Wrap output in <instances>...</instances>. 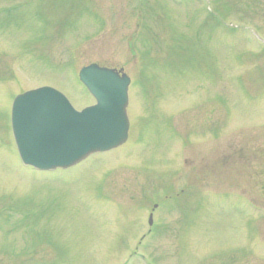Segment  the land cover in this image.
Returning <instances> with one entry per match:
<instances>
[{"label":"rangeland","instance_id":"1","mask_svg":"<svg viewBox=\"0 0 264 264\" xmlns=\"http://www.w3.org/2000/svg\"><path fill=\"white\" fill-rule=\"evenodd\" d=\"M91 62L130 78L127 140L24 166L12 98L81 109ZM0 264H264V0H0Z\"/></svg>","mask_w":264,"mask_h":264},{"label":"water","instance_id":"2","mask_svg":"<svg viewBox=\"0 0 264 264\" xmlns=\"http://www.w3.org/2000/svg\"><path fill=\"white\" fill-rule=\"evenodd\" d=\"M78 76L96 101L79 111L49 86L14 97L11 128L23 164L67 168L126 140L129 77L96 63L83 66Z\"/></svg>","mask_w":264,"mask_h":264}]
</instances>
